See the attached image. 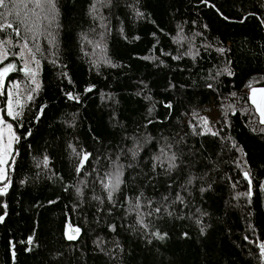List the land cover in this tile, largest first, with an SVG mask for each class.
I'll return each instance as SVG.
<instances>
[{"label": "trees", "instance_id": "1", "mask_svg": "<svg viewBox=\"0 0 264 264\" xmlns=\"http://www.w3.org/2000/svg\"><path fill=\"white\" fill-rule=\"evenodd\" d=\"M6 6L0 109L11 85L22 108L0 264H264V0Z\"/></svg>", "mask_w": 264, "mask_h": 264}, {"label": "snow or ice", "instance_id": "2", "mask_svg": "<svg viewBox=\"0 0 264 264\" xmlns=\"http://www.w3.org/2000/svg\"><path fill=\"white\" fill-rule=\"evenodd\" d=\"M28 2L34 4L33 12H35V8H40L42 11H45L46 10V6H47V10L51 12L52 19H55V17H57L59 15L58 9L56 8V0H28ZM6 7H7L6 6V0H0V8H6ZM25 7H27V4H25ZM93 10H95V5H93ZM4 15H5L4 13H0V16H4ZM17 15H19V14L17 13ZM44 19H49V16L45 15ZM20 23L23 24L24 21L21 20ZM49 23H51V20H49ZM5 27L12 28L13 25H12V23L0 24V31H3V29ZM13 30L15 31L17 36L20 35V31H19L18 28H15ZM28 30L30 31L31 29H28ZM5 43H9L10 44L11 41L10 40H8V41L0 40V63H3V61L8 58L7 49H5L3 47V45ZM24 49H28L29 53L31 54L32 50L30 48H28V44L25 42L23 44V46L21 47V52L19 54L21 57L24 54ZM37 51H39V48H37ZM33 60H35L34 56H33ZM35 62L37 63V65L39 64V61H35ZM13 70H16V65L12 64V63H9L8 65H6L3 68H0V88L3 87L6 75L10 71H13ZM23 70L26 71V72L29 71V69L27 67V63H25V66H24ZM32 75H33V77H35V73H32ZM33 82H35V80H33ZM15 87H18V86H15ZM38 87H39V85H37V88ZM88 90L90 91L91 89H88ZM253 91L255 92V89ZM260 91L262 93H264V89H260ZM12 95L13 94L11 92L8 93V96H9L8 115L12 116L13 118H16L21 113L19 111H14L13 110V101L11 99ZM69 98L71 99L72 97L70 96ZM28 99L30 100V99H32V97L29 96ZM253 103L254 104L256 103L255 99H253ZM16 105L18 107L22 108V105L20 104L19 100L16 101ZM169 107H170V105H169ZM257 111H259L260 116H261L260 123L264 124V108H262L260 105H257ZM3 122H4L3 118L0 117V124H2ZM8 127L11 128V125H8ZM213 135H215V133H213ZM87 159H88V154H84L83 159L81 161V164L77 168V172H79L80 168L83 167V161L87 160ZM170 159L173 161V163L169 164V169L174 168L176 166L175 163H174L175 156L171 157ZM4 163H5L4 153H3L2 150H0V180H3V179L6 178L5 169L3 167ZM46 163H47V158H45V165H46ZM121 174H122V170H121L120 167H117V169L112 174H110V183L106 186V187H110L111 188V191H109V193H108L109 201H112L113 193L118 191V189H119L120 183L122 182L121 179H120ZM244 175H245V178L249 180V184L251 185V179H250L248 173L245 172ZM112 177H114V182L111 181ZM0 194H3V190L2 189H0ZM177 198L180 199L179 196ZM165 199H166V197H165ZM136 206L139 207L138 204ZM157 211H159V209H157ZM2 220H3V217H0V221H2ZM140 223L142 224L143 221H140ZM73 232L74 233H79V229H73ZM155 235H157L158 238L163 239V236L160 235L159 233H156ZM68 238L71 240V239H74L75 236L71 235ZM29 243H31V238L29 239ZM259 249H260L261 255L264 256V243H261L259 245Z\"/></svg>", "mask_w": 264, "mask_h": 264}, {"label": "rangeland", "instance_id": "3", "mask_svg": "<svg viewBox=\"0 0 264 264\" xmlns=\"http://www.w3.org/2000/svg\"><path fill=\"white\" fill-rule=\"evenodd\" d=\"M4 83H5V80H4ZM3 86H4V84H3ZM2 88H0V90ZM254 89H255V92L253 91ZM260 89H264V86H252L248 90L249 101L252 104V106L256 112L258 122H260L261 116H260L259 111H257V105H260L262 108H264V93H262L260 91ZM9 92H11L13 94L11 99L13 101V110L16 111L17 105H16V99H15L14 89H13L12 85L9 86L8 93ZM15 92H16V87H15ZM8 93H7V97H6L5 106L3 109H0V117H2L3 121H4L2 124H0V150H2L4 153L5 163H4L3 167L5 169L6 177H7L9 162L11 161L12 156H13L14 143L16 140V133L14 131L12 121L10 120L13 117L8 115V101H9ZM253 99H255V101H256L255 104L253 103ZM211 118L214 121L215 118H213V117H211ZM8 125H11V128H9ZM5 180H6V178L3 180H0V183H4ZM261 243H263V242H260L259 245Z\"/></svg>", "mask_w": 264, "mask_h": 264}, {"label": "water", "instance_id": "4", "mask_svg": "<svg viewBox=\"0 0 264 264\" xmlns=\"http://www.w3.org/2000/svg\"><path fill=\"white\" fill-rule=\"evenodd\" d=\"M72 234H73V232H72Z\"/></svg>", "mask_w": 264, "mask_h": 264}]
</instances>
